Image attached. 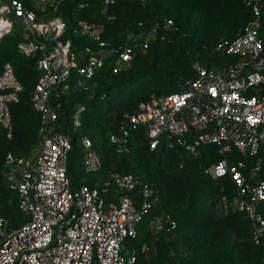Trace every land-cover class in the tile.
Segmentation results:
<instances>
[{"label": "built area", "instance_id": "built-area-1", "mask_svg": "<svg viewBox=\"0 0 264 264\" xmlns=\"http://www.w3.org/2000/svg\"><path fill=\"white\" fill-rule=\"evenodd\" d=\"M117 2L0 0V40L17 33L19 51L37 58L40 77L31 98L41 115L40 141L32 152H8L5 158L4 175L28 217L12 230L0 215V264L136 263V250L127 247V240L137 235L140 221L152 207V187L142 174L114 171L95 185L83 183L73 189L67 172L72 138L56 130L61 104L56 107L51 100L53 94L90 90L91 79L108 60L114 62L115 71L126 68L136 49H147L151 39L160 35L156 26L131 32L127 43L108 47L103 35L107 22L116 19L110 8ZM245 2L251 19L234 39L218 47L235 58L212 66L196 63V77L186 80L178 91L141 102L129 122L146 125L152 149L166 141L199 156L202 146L217 147L221 156L204 171L214 179L229 175L235 185L233 196H221L220 212H246L253 240L264 247V0ZM92 6L97 7L99 18L80 19L73 31L93 45L75 51L72 37L65 35L72 25V19L70 25L66 21V12ZM173 25L172 19H166L162 27L166 31ZM22 89L13 65L7 62L0 71V130L8 137L13 135L11 104ZM83 109L78 105L73 115L75 126L81 123ZM123 129L112 134L111 140L118 151L129 153V130ZM81 142L84 169L100 170L102 158L90 139L83 137ZM165 219L156 216L150 229H174L176 224H166Z\"/></svg>", "mask_w": 264, "mask_h": 264}, {"label": "trees", "instance_id": "trees-1", "mask_svg": "<svg viewBox=\"0 0 264 264\" xmlns=\"http://www.w3.org/2000/svg\"><path fill=\"white\" fill-rule=\"evenodd\" d=\"M94 6L70 11L72 25L65 35L72 37L75 51L93 45L89 38L74 34L73 27L80 19L99 18ZM110 10L116 19L105 26L103 39L108 47L127 43L131 32L142 33L156 26L160 35L151 39L147 49H136L126 68L115 71L114 62L108 60L91 79L90 90L52 95L55 106L61 104L56 130L72 138L67 162L72 188L83 183L95 185L114 171L144 176L154 192L146 215L149 222L164 216L166 224L174 222L176 226L159 232L149 227L138 229L137 235L127 240V247L136 250L135 264H264V247L253 240L250 216L239 210L220 212L221 196H233L235 185L229 175L214 179L204 171L221 156L217 147L202 146L199 156L166 141L152 149L146 125L129 122L141 102L178 91L186 80L196 77V63L212 66L233 60L235 57L218 47L241 32L252 17L251 9L245 0H118ZM166 19H172L174 25L164 31ZM261 37L264 41V14ZM19 40L17 33L0 40V71L10 62L23 85L11 104L12 137L0 130V215L12 230L28 215L20 208L18 192L8 185L5 158L8 152L30 154L40 141L41 126V115L31 98L40 77L37 58L23 55ZM78 105L84 109L80 125L75 126L73 115ZM123 127L129 130V153L118 151L111 140ZM83 137L90 139L102 158V167L93 176H88L81 160L85 155ZM153 242L156 260L152 263L148 251Z\"/></svg>", "mask_w": 264, "mask_h": 264}, {"label": "rangeland", "instance_id": "rangeland-1", "mask_svg": "<svg viewBox=\"0 0 264 264\" xmlns=\"http://www.w3.org/2000/svg\"><path fill=\"white\" fill-rule=\"evenodd\" d=\"M66 21H67V23L69 25L71 24V17H70L69 12H66ZM81 156H82L81 160H83L84 157H85V155L84 156L81 155ZM93 173H95V172H88V176H93ZM151 222H149V215L146 216L144 220L140 221V223H139V229H141V231H143L144 229H148V227L150 228ZM148 259L152 263L155 262V260H156V250H155V244H154V242H153L151 248L148 251Z\"/></svg>", "mask_w": 264, "mask_h": 264}, {"label": "bare ground", "instance_id": "bare-ground-1", "mask_svg": "<svg viewBox=\"0 0 264 264\" xmlns=\"http://www.w3.org/2000/svg\"><path fill=\"white\" fill-rule=\"evenodd\" d=\"M74 21V20H73Z\"/></svg>", "mask_w": 264, "mask_h": 264}]
</instances>
